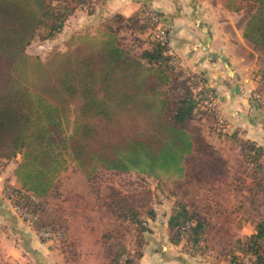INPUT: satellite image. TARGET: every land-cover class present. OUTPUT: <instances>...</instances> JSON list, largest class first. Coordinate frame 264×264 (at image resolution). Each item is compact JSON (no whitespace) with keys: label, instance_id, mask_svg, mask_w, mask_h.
I'll list each match as a JSON object with an SVG mask.
<instances>
[{"label":"rangeland","instance_id":"obj_1","mask_svg":"<svg viewBox=\"0 0 264 264\" xmlns=\"http://www.w3.org/2000/svg\"><path fill=\"white\" fill-rule=\"evenodd\" d=\"M140 1L131 5L125 0H91V14L88 7L76 6L60 32L42 39L45 30L37 29L25 51L45 59L55 49L67 50L75 33L96 34L105 24L115 31L120 46L135 56L160 42L173 68H163L167 77L161 86L168 93L170 110L189 96L195 102L186 124L195 147L182 161L181 172L159 177L103 168L89 176L67 161L55 180V193L44 198L33 217L29 211L19 212L14 201L21 154L0 158V254L1 237L18 239L26 230L34 239L33 245L22 246L20 237L19 258L8 257L0 264H38L30 246L49 254L53 264H112L120 250L118 264H125L127 257L134 264H245L250 258L251 264L258 255L264 260V235L258 243L250 242L264 223V56L245 41L246 48L236 49L232 58L240 61L231 69L207 59L204 46L196 54L187 45L176 50L173 22L181 29L179 35L186 34L191 12L194 25L201 24L202 15L210 13L205 2L222 15L223 7L227 9L223 0H195L196 9L188 0ZM68 3L76 5L74 0ZM228 12L237 26L243 25L244 9ZM238 29L234 34L242 32ZM250 142L260 151L251 149ZM247 150L254 155L248 157ZM179 202L193 220L182 227L179 244H173L168 219ZM16 220L21 224L18 230L10 224ZM197 222L200 237L193 244L190 226Z\"/></svg>","mask_w":264,"mask_h":264},{"label":"trees","instance_id":"obj_2","mask_svg":"<svg viewBox=\"0 0 264 264\" xmlns=\"http://www.w3.org/2000/svg\"><path fill=\"white\" fill-rule=\"evenodd\" d=\"M68 1L0 0V158L21 154L14 201L30 215L55 193V180L67 161L89 176L103 168L159 177L181 172L182 161L195 147L186 125L195 102L189 96L170 110L161 86L167 77L163 68H173L160 42L135 56L105 24L96 34L75 33L67 50L55 49L45 59L26 53L37 29L45 30L41 38L48 39L63 29L76 6L94 11L91 0H74L76 5ZM223 4L231 11H246L242 36L264 56V0ZM246 155L254 154L247 150ZM179 204L168 219L173 244H179L182 227L193 220ZM200 226H190L189 242H199ZM259 226L251 243L264 235V223ZM121 254L116 253L112 264H118ZM125 264L134 262L127 257ZM251 264L264 260L258 255Z\"/></svg>","mask_w":264,"mask_h":264},{"label":"crops","instance_id":"obj_3","mask_svg":"<svg viewBox=\"0 0 264 264\" xmlns=\"http://www.w3.org/2000/svg\"><path fill=\"white\" fill-rule=\"evenodd\" d=\"M129 1L131 5L133 4L135 5L141 2L140 0H125V2H129ZM205 3H206L205 5L209 6L207 8V11H209L210 13L207 14L205 12V14L202 15V19H199L202 23L201 24L198 23V25H194L195 21H193L194 20L193 18H195V16H192L193 13L191 12L190 14L191 25L190 28L188 26L187 29L185 30L186 34L179 35L178 31L181 29L180 28L178 29L177 23L173 22L174 29L172 30L171 37H173L177 41L176 50L177 49L182 50L184 46L187 45V46H191L192 47L191 49H193L192 50L193 54H196L198 51L201 52L202 46H204L206 52L203 53L207 59L212 58V60H215L216 62H221L226 67L231 66L232 69L233 67H235L234 64L235 61H238V63L240 61L239 60L240 57L236 58V60L232 58L235 56L236 49H239L240 46H242L241 48H246V43H245L246 40L243 38L242 32L241 33L237 32V34H234L233 29H235L236 31L239 30L238 29L239 27L242 30L243 25L237 26L234 20L229 16L230 15V13L228 12L229 10L225 9L223 6L221 7H223L224 13L222 15H218V13L215 10L216 7L214 8V6L213 7L210 6V4L207 1ZM188 4H190L191 7L196 9L198 2H196L195 0H188ZM162 11L168 13V11L165 9H162ZM192 11L194 12V10ZM183 18L184 16H179V19H183ZM235 40L236 43H234ZM231 60L232 62H230ZM200 67L201 66H196V69H204ZM203 71H205V69ZM5 210L7 212V215L10 214L11 216H13L9 208H5ZM13 218L16 219L14 216ZM19 221L20 220L15 221V223L17 224H14V222L10 223L11 221H9V223L11 225L13 224L11 227L15 228V230H18V228H16V225L18 224L21 225ZM24 231L26 230H21L22 233L20 232V237L23 236L22 238L24 239L23 240L24 243L22 246H26V243L27 245H33L34 239L32 240L33 237L32 234L30 235L29 232L25 234ZM15 233H18V231H15ZM20 237L16 239V236L13 235L9 237L11 238L10 241H8L7 238L5 239L1 237L3 254H0V261L5 260L8 257H12V259L19 258L20 249L17 247L16 241H18ZM28 250H30L32 256L34 257L35 260H37L38 264H53L49 254H46L42 250L38 248H34L33 246L28 247Z\"/></svg>","mask_w":264,"mask_h":264},{"label":"built area","instance_id":"obj_4","mask_svg":"<svg viewBox=\"0 0 264 264\" xmlns=\"http://www.w3.org/2000/svg\"><path fill=\"white\" fill-rule=\"evenodd\" d=\"M153 15H154V14H153ZM151 18H152V16H151ZM152 19H153V18H152ZM156 20H157V19H156ZM159 37L162 38V35L159 34ZM17 208H18L19 212H21V213H25L24 210L20 209L19 207H17ZM30 217H33V215L30 216ZM250 260H251V258H250L249 260H247V262H245V264H249V263H250Z\"/></svg>","mask_w":264,"mask_h":264},{"label":"bare ground","instance_id":"obj_5","mask_svg":"<svg viewBox=\"0 0 264 264\" xmlns=\"http://www.w3.org/2000/svg\"><path fill=\"white\" fill-rule=\"evenodd\" d=\"M202 96V95H201Z\"/></svg>","mask_w":264,"mask_h":264}]
</instances>
